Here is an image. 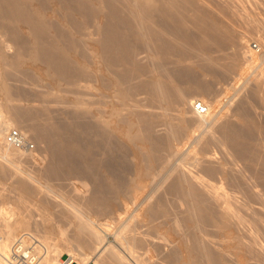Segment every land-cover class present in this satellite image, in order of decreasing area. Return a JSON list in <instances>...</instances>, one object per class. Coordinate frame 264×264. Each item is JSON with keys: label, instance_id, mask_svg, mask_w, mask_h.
I'll return each instance as SVG.
<instances>
[{"label": "bare ground", "instance_id": "bare-ground-1", "mask_svg": "<svg viewBox=\"0 0 264 264\" xmlns=\"http://www.w3.org/2000/svg\"><path fill=\"white\" fill-rule=\"evenodd\" d=\"M245 3L264 8V0H0V27L11 35L0 32V156L11 164L38 158L36 149L7 142L17 127L30 142L44 144L49 157L37 173L0 161V178L15 177L14 207L0 204V262L29 233L46 248L37 264H68L65 255L76 264H158L151 248L163 251L172 240V253L162 256L167 263L229 264L228 256H236L239 264H264L258 239L264 237V124L249 110V98L234 112L240 122L226 117L218 126L214 101L189 97L210 91L242 57L254 68L238 89L253 80L252 95L264 103V18L239 13ZM237 18L252 24L249 32L261 27L257 49L248 35L238 36ZM230 47L229 60L216 56ZM193 52L205 61L189 63ZM26 64L41 68L53 101L66 102L59 92L73 89L71 108L16 103L27 93L10 80ZM214 144L235 148V157L226 159L229 152L215 161ZM56 179L70 181L75 195L61 192ZM52 192L65 203L59 214L72 218V234L53 221ZM40 193L41 218L35 219L29 206ZM124 202L136 203L127 217L119 209ZM113 218L122 220L117 228ZM132 221L149 230L133 232ZM23 230L29 232L17 236Z\"/></svg>", "mask_w": 264, "mask_h": 264}, {"label": "rangeland", "instance_id": "rangeland-1", "mask_svg": "<svg viewBox=\"0 0 264 264\" xmlns=\"http://www.w3.org/2000/svg\"><path fill=\"white\" fill-rule=\"evenodd\" d=\"M246 5H240L239 6V8H241L239 11V13H241V14H244L243 12H245V10H246V12H245V14H248V12L250 13L249 15H251V16H257V17H260L262 20H263V18H264V8L262 7V6H259V7H254V5L252 6V4L250 5L249 4V6L247 5V3H245ZM242 6V7H241ZM246 7L248 8V10L246 9ZM253 7V8H252ZM243 8V9H242ZM263 9V10H262ZM242 10H243V12H242ZM252 11V12H251ZM253 11H255V12H253ZM258 12V13H257ZM252 13V14H251ZM254 13H256L255 15H254ZM262 13H263V15H262ZM243 21H241V20ZM239 20H238V18H237V20H235L236 21V23H235V25L234 26H236L235 27V29L239 32H237L238 33V36H243V35H240V34H244V35H248L247 37L250 39V41H249V46H253L254 48H258V47H255V45H257L258 43L260 44V41H259V35H262L261 33H262V29H261V27H256L255 28V26L253 27V30L252 31H248V30H250V29H252V28H249V25L251 26L252 24H249V23H245V21H244V19H242V18H240ZM248 22H250V21H248ZM251 23V22H250ZM249 24V25H248ZM248 26V27H247ZM4 27V28H3ZM4 29V30H3ZM240 29V30H239ZM6 31H7V33L9 32L8 30H7V28H5V26H1L0 27V32L2 33V35L4 36V34L6 33ZM260 32V33H259ZM1 33H0V35H1ZM5 34V38L7 39V37H8V35H10V32L8 33V34ZM11 36V35H10ZM263 36V35H262ZM10 37H8V39H9ZM260 46V45H259ZM233 48L232 47H230V48H226L225 50H223V51H218V52H216L215 54H216V56H224L227 60H229L230 59V57H232V53H233ZM11 51H14V50H9V53H13V52H11ZM254 53V52H253ZM145 54V53H144ZM144 54H141V57L143 56H145ZM214 54V55H215ZM194 55V56H193ZM199 55V54H198ZM191 56V55H190ZM190 56H189V60H188V62L189 63H192V64H194V65H196V64H202L205 60H203L202 59V57H200V56H198V57H195V56H197V53L195 54V52H193V54H192V56L193 57H191L190 58ZM243 58L242 57H240V59H239V65H238V67H237V69L233 72V73H231V74H229L226 78H224V77H219V78H217L216 79V81H214L213 82V87H212V89L209 91H206V92H189V93H191L190 95H189V97L190 98H192V99H194V100H196L195 98H198V97H204L205 99H207L208 101H214V109H213V112H220V114H221V116H220V120L221 121H218V124H216V125H218L219 126V124H222V122H223V119H225L224 121H226L227 119H226V117L228 118H230L231 119V121H234L235 123L236 122H240V121H238V118L234 115V112L236 111V107H237V105H238V103L239 102H241L240 100H242L243 99V97H244V100L247 98H249L248 99V104H249V106H250V108H249V110H251V109H253V114H255L256 116H255V118L257 119L256 121H259V122H261V124L263 125L264 123H262V122H264V107H263V105H264V103H263V101L262 100H260L258 97H255L254 95H252V88L251 87H253L252 85H254V81L252 80V82H248L247 84H251V86H249V85H244L243 86V88L241 87V89L239 90L238 89V87L240 86V84L242 83V81L243 80H245V78H247L248 76H250V73H252L253 72V68L254 67H252V65L251 66H249L248 64H246V62L243 64L242 63V60ZM40 66H43V65H40ZM171 66V65H170ZM251 67V68H250ZM31 69V70H30ZM15 73H13V79H11L10 80V82L16 87V88H18V90L20 89V90H22L21 92H23V93H27V95L25 96V95H23L20 99H17L18 101H16V103H18V104H21V105H25V106H27L28 104H30V105H32V106H39V105H42V104H48L51 108H52V106H53V109H55V110H65V109H70L71 108V106L69 107H67V105H69V103H66L67 101H69V100H72V99H74V97L75 96H77V94L74 92V90L72 91V90H70V89H66V88H64V89H62L61 91L62 92H59V94L60 95H62V96H64V97H66L65 99H67V101L66 102H64V103H66V104H64L63 102H57V101H53L52 99V97H47V94L49 93V92H51V91H53L54 89H52L51 87H49V86H52L51 85V83H50V81L49 80H47V79H43L42 77H41V68H35L34 66H32L31 64H26L25 66H23V68L22 69H20L19 71H14ZM210 77L211 76H207V79H210ZM17 79V80H16ZM38 80V81H37ZM36 81V82H35ZM48 84V85H47ZM22 85V86H21ZM264 84L263 85H261V92H264ZM49 87V88H48ZM250 87V88H249ZM26 89V90H25ZM67 91H66V90ZM236 89H238V91L236 90ZM19 90V91H20ZM24 90V91H23ZM51 90V91H50ZM64 90V91H63ZM250 90V91H249ZM38 93H37V92ZM35 92V93H34ZM72 92H74V93H72ZM85 92V91H84ZM251 94H249V93ZM42 94H44V95H42ZM264 94V93H263ZM33 95V96H32ZM46 95V96H45ZM243 95V96H242ZM142 96H144V95H142ZM233 96V97H232ZM246 96V97H245ZM252 98H251V97ZM41 97V98H40ZM88 95H85V100L87 101L88 99ZM230 97H231V99H230ZM255 97V98H254ZM39 98V99H38ZM241 98V99H240ZM28 99V100H27ZM246 99V100H247ZM254 99H255V101H254ZM31 100V101H30ZM46 100H47V102H46ZM51 100V101H50ZM239 100V101H238ZM258 100V101H257ZM43 101V102H42ZM51 104H50V103ZM195 102V101H194ZM250 102V103H249ZM236 103V104H235ZM252 103V104H251ZM254 103V104H253ZM262 103V104H261ZM232 104V106H230ZM251 104V105H250ZM60 105H62V106H60ZM254 105V106H253ZM251 106H253L252 108H251ZM257 106V107H256ZM190 107L191 108H193L194 109V103H192L191 105H190ZM190 107H189V109H190ZM231 107V108H230ZM263 107V108H262ZM262 108V110H260ZM147 109V108H146ZM148 110H149V108H148ZM234 110V111H233ZM156 111V110H155ZM230 111V112H229ZM251 112V113H252ZM175 113V112H174ZM252 114V115H253ZM193 115V114H192ZM191 115V113H188V115L187 116H192ZM64 115H62V117H63ZM254 117V116H253ZM259 117V118H258ZM189 118V117H188ZM228 118V119H229ZM229 119V120H230ZM233 119V120H232ZM263 120V121H262ZM237 124V123H236ZM218 126H216V127H218ZM14 127V126H13ZM15 128H17V127H15ZM217 129V131H218V129L219 128H216ZM197 133L199 132V131H196ZM257 134V133H256ZM255 134V135H256ZM259 136H263L262 134H258ZM30 136V135H29ZM31 137V136H30ZM256 137V136H255ZM258 137V136H257ZM259 138H261V137H258V141H257V139H255L257 142H259V141H261V139L259 140ZM32 139V138H31ZM253 139V140H254ZM33 140V144L35 145V147H34V149H36L35 150V152H36V154H38L39 156H38V158L37 159H34V158H30V156H22V158H20V160H21V163L19 162H17V163H14L13 164V162H12V164H11V162H9L10 160H8L7 161V158H4V156H0V161H1V163L2 164H4V163H6L5 165V167H7V169H9L11 166V168L12 169H15L16 167H20V169H22L23 168V170H25V171H29V172H31V173H35L36 171H39V170H42L45 166H47V164H48V162H49V157L47 156V154H46V152H45V148L43 147V145L44 144H38V143H36L35 141H34V139H32ZM227 143H230V142H227ZM231 145H233L232 143H230ZM216 145L218 146L219 144H214L213 146L214 147H211L210 148V150H209V152L211 151H213L212 153H214V151L216 150L217 151V154H216V156L217 157H219V159L217 158V157H215V161H219V160H222V159H224V158H226V159H228V158H230L231 156V158H233V157H235V156H233V153H234V150H235V148H234V150H233V153H232V151H231V149L229 148L231 145H229V149H226V150H230V151H228L227 153H225L224 151H226V150H224L223 151V148L225 149V148H227V147H225L224 145H222V146H224L223 148L219 145L217 148H216ZM226 145V144H225ZM228 145V144H227ZM41 146V147H40ZM43 147V148H42ZM232 147V146H231ZM221 149V152H220V149ZM33 149V148H32ZM214 149V150H213ZM40 151V152H39ZM219 152H220V154H219ZM223 152L225 153V154H223ZM229 152H231L232 153V155H230L229 154ZM235 152H236V150H235ZM43 154H46V155H43ZM223 154V155H222ZM227 154H229V156L227 155ZM219 155V156H218ZM225 155H227L226 157H225ZM236 155V154H235ZM2 157V158H1ZM220 157H222V158H220ZM43 160V161H42ZM27 161V162H26ZM36 163H38V164H36ZM19 164H20V166H19ZM26 165V166H25ZM38 165H40V166H38ZM42 165V166H41ZM9 167V168H8ZM29 167V168H28ZM12 169H10V170H12ZM28 169V170H27ZM28 172V173H29ZM37 173V172H36ZM7 175H9L8 177H10V178H7V180H6V182L3 180V178L6 176H4L0 181H4L6 184H5V187L4 186H2V185H4V184H0V186H1V188H0V204L1 205H3L4 207H14V199H12V197H14V194H15V192H13V190L11 189V187H10V184L13 182V181H15V177H14V174H7ZM11 175V176H10ZM16 178H17V176H16ZM5 179V178H4ZM61 180H58V179H56V180H54L52 183H53V185L54 186H56V187H58L59 188V186H60V183L62 182H60ZM70 182V181H69ZM69 182H64L63 183V185H62V183H61V192H63V193H65L66 195H68V196H74L75 194H74V192L72 191V189H70V188H72L71 187V185H70V183ZM168 182L169 181H167L166 183H165V186H166V184H168ZM65 183H68V185L67 184H65ZM64 185H66V186H64ZM64 186V187H63ZM10 187V188H9ZM3 188V189H2ZM55 189H57V188H55ZM11 190H12V192H11ZM1 191H2V193H1ZM3 192H4V194H3ZM11 192V193H10ZM54 192H52V195L53 196H55V197H53L52 195H51V193H49L48 194V198H49V201L51 202V206L53 207V210H52V212H54L53 213V216H54V220L53 221H55V223L58 225V226H61V227H63V228H65L66 230H67V233L68 234H72L73 232H72V227H71V220H72V218L71 217H66V219H65V217H62L59 213H60V210H65V207L63 206V204L65 205V203H63L62 202V198H61V195L59 196L58 194H56V193H54V194H56V195H54L53 194ZM71 193V194H70ZM4 196H3V195ZM13 194V195H12ZM143 194V193H142ZM7 195V197H5ZM50 195V196H49ZM169 195V196H168ZM9 196V197H8ZM141 196H143V195H141ZM4 197V198H3ZM36 198H34V200H32L31 201V203H30V206H29V209L31 210V211H33V213H34V218L35 219H40L41 218V215H40V212H39V207H40V205H39V199H41L42 197H43V193H40V194H38L37 196H35ZM167 199H168V197L169 198H171V195L170 194H167ZM141 198L142 197H138V199L136 200V203H140V201H141ZM55 203V204H54ZM63 203V204H62ZM136 203H131V202H124L123 204H121V207H119V209L120 210H123V211H125V217H127L129 214H131L132 212L131 211H133L134 209H135V205H136ZM38 205V206H37ZM59 205V206H58ZM124 205V206H123ZM68 205H66V207H67ZM120 206V205H119ZM39 208V209H38ZM172 208H173V205H172ZM125 209V210H124ZM175 209V208H174ZM175 211V210H174ZM61 216V217H60ZM70 216V215H69ZM109 217L111 218V216H108V217H105V218H103V221H106V220H109ZM124 217V218H125ZM71 218V219H70ZM107 218V219H106ZM123 218V219H124ZM106 219V220H105ZM114 219H116V218H113V220ZM117 219H119V218H117ZM117 219L115 220V222H116V224L117 223H119L117 226H115L116 224H114V226L117 228L119 225H120V223L122 222V220H118L117 221ZM111 220V219H110ZM121 221V222H120ZM158 221H161V219H159ZM132 222H134V223H136L135 221H132ZM131 222V223H132ZM98 224V223H97ZM133 224V223H132ZM131 224V225H132ZM137 224V223H136ZM136 224H133L132 226L133 227H135L136 226ZM100 224H98L97 226L98 227H100L99 226ZM113 225V224H112ZM135 225V226H134ZM138 225V224H137ZM132 226H130L131 228H132ZM138 226H140V228L138 227ZM136 228H137V230L135 229V228H133V232L134 231H139V232H142V231H144L143 233H145L147 230L146 229H148V227H146V226H143V225H138ZM143 226V227H142ZM102 227H100V229H101ZM146 228V229H145ZM104 229V228H103ZM103 229H101V230H103ZM141 231H140V230ZM209 229H211V228H209ZM105 230V229H104ZM103 230V231H104ZM149 230V229H148ZM106 231V230H105ZM152 231V230H151ZM24 232H29V231H27V230H23L22 232H20V233H18L17 234V236L19 235V234H21V233H24ZM30 232H33V233H37V231H30ZM115 232V229H114V231L113 230H111V232H110V234H109V232H108V235H109V237H110V239L112 240L113 239V236H111V233H114ZM138 232V233H139ZM211 231L209 230V233H210ZM132 233V232H131ZM155 233V232H154ZM154 233L152 234V235H154ZM213 234V236H214V233H212ZM54 235V234H53ZM113 235V234H112ZM155 235H156V233H155ZM245 236V239H247V236L248 235H246V234H244ZM55 236H56V234H55ZM259 236V238L258 239H261L262 241H264V237L262 236V235H258ZM206 237H210V239H213L212 238V235H211V233L208 235V236H206ZM59 237L57 236V239H58ZM215 239H216V237H214ZM248 238H249V236H248ZM260 240V245H262L263 247H264V242H262ZM156 241H158V240H153V242L154 243H159V241L158 242H156ZM169 244V245H168ZM164 245H166V246H164V247H162V250H163V248H167L166 249V251H165V249L163 250V251H160L161 249H160V247H159V251L160 252H158V246H155V247H157L156 249H155V247H153L154 249H152L151 248V250H152V252H151V259H152V261H155L156 263H158V264H173V263H167L168 261L167 260H165L164 258H166L167 257V254H169V252H171L172 253V250H173V248H174V246L176 245L175 244V241L174 240H172V242L170 243H164ZM169 246H170V248H169ZM154 250H156L155 252H154ZM162 252H164V254L162 253ZM165 252H166V254H165ZM159 253H161V254H159ZM170 253V254H171ZM157 254H159V255H157ZM169 254V255H170ZM68 255H65L63 258H66ZM162 256H165L164 258L162 257ZM160 258V259H159ZM228 258H229V264H239V262H237L238 261V259H237V257L236 256H228ZM227 258V259H228ZM165 261V262H163V261ZM167 261V262H166ZM228 261V260H227ZM91 263H93L92 261H90ZM160 262H162V263H160ZM76 264V263H75Z\"/></svg>", "mask_w": 264, "mask_h": 264}, {"label": "built area", "instance_id": "built-area-1", "mask_svg": "<svg viewBox=\"0 0 264 264\" xmlns=\"http://www.w3.org/2000/svg\"><path fill=\"white\" fill-rule=\"evenodd\" d=\"M255 47L257 46L255 45ZM196 108L201 112L206 110V107L200 101L196 103ZM7 142L19 148H34L33 143L22 135L17 128H12L8 131ZM45 257L46 248L40 243V240L29 233H24L13 242L9 254L2 255L0 264H37ZM71 260L68 255L63 261L64 263H68V261L70 263ZM71 263L73 262L71 261Z\"/></svg>", "mask_w": 264, "mask_h": 264}]
</instances>
